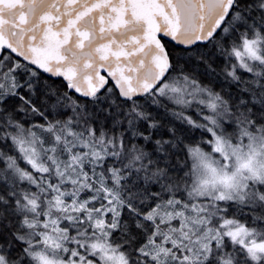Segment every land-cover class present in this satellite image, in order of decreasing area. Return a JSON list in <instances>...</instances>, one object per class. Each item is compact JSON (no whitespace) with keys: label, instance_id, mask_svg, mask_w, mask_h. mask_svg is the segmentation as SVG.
Here are the masks:
<instances>
[{"label":"snow or ice","instance_id":"1","mask_svg":"<svg viewBox=\"0 0 264 264\" xmlns=\"http://www.w3.org/2000/svg\"><path fill=\"white\" fill-rule=\"evenodd\" d=\"M0 264H264V0H0Z\"/></svg>","mask_w":264,"mask_h":264}]
</instances>
